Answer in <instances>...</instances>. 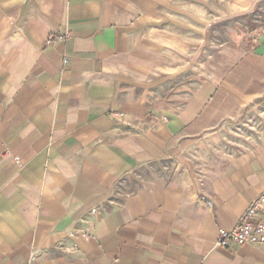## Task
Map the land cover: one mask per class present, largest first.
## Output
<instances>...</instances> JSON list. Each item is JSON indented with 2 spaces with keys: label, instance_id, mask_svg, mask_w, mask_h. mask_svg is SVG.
<instances>
[{
  "label": "crops",
  "instance_id": "obj_1",
  "mask_svg": "<svg viewBox=\"0 0 264 264\" xmlns=\"http://www.w3.org/2000/svg\"><path fill=\"white\" fill-rule=\"evenodd\" d=\"M183 1L0 0V264H264L217 243L264 192V132L224 124L264 107V39L223 67L207 27L250 0Z\"/></svg>",
  "mask_w": 264,
  "mask_h": 264
},
{
  "label": "rangeland",
  "instance_id": "obj_2",
  "mask_svg": "<svg viewBox=\"0 0 264 264\" xmlns=\"http://www.w3.org/2000/svg\"><path fill=\"white\" fill-rule=\"evenodd\" d=\"M203 3L212 7L226 6L229 0H202ZM183 0H174L176 6L183 5ZM189 3V1H187ZM191 4H199V0H190ZM208 12H210L208 10ZM182 13L176 12V16ZM191 14L197 15V12L191 11ZM223 19L217 24L208 25L207 44L203 46V50L207 55L220 53V57H224L223 67H225L226 54L230 55V47L238 48L239 58L253 52L264 39V0H250L249 10H240L233 19ZM233 40L231 44L230 40ZM221 40L222 42H220ZM220 42V43H219ZM237 42V44H235ZM236 45V46H235ZM194 46V47H193ZM192 51H198V45H192ZM236 116L225 119V127L228 130L229 145L234 148L256 146L262 142L253 136L254 133L264 132V107H245L241 109H234ZM254 116V119L253 117ZM89 210V209H88ZM88 213V211H87ZM84 215L83 217L87 216ZM82 217V218H83Z\"/></svg>",
  "mask_w": 264,
  "mask_h": 264
},
{
  "label": "built area",
  "instance_id": "obj_3",
  "mask_svg": "<svg viewBox=\"0 0 264 264\" xmlns=\"http://www.w3.org/2000/svg\"><path fill=\"white\" fill-rule=\"evenodd\" d=\"M56 38L63 39V36H51L47 43L50 44ZM64 62L67 63L68 59L65 58ZM16 160L20 162L19 157H16ZM263 205L264 192L249 203L240 219L232 228L221 227L218 229V245L232 248L239 244H264V217L261 214ZM87 214L93 216L94 219L88 216L81 218L79 220V229L76 230L78 235H92L95 230L96 220L98 221L102 218L99 206L90 207ZM67 249L70 252H75L78 249V245L74 243ZM36 255V251L32 252L31 259L33 260Z\"/></svg>",
  "mask_w": 264,
  "mask_h": 264
}]
</instances>
